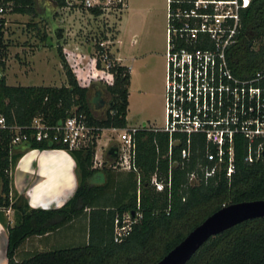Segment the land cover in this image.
<instances>
[{
    "label": "trees",
    "instance_id": "1",
    "mask_svg": "<svg viewBox=\"0 0 264 264\" xmlns=\"http://www.w3.org/2000/svg\"><path fill=\"white\" fill-rule=\"evenodd\" d=\"M14 13L39 17L36 0H11ZM61 9L65 0H51ZM92 15L99 12L91 10ZM35 30L41 47L49 39L37 24L28 23ZM102 37L89 39L96 53L95 68L107 69L103 91L109 97L107 111L96 117L89 101V89L81 87L76 76L66 64L60 45L57 55L67 80L66 85L8 86L0 78V116L6 120V129H0V211L10 209L14 224L0 217L7 232V264H156L195 227L207 217L229 204L264 200V160L253 164L245 162L246 142L237 137L234 148L235 170L231 178L225 174L206 183H189L188 174L203 156V141L193 145L190 162L180 160V146H174L168 156V136L147 128L134 135L135 167L140 175L141 219L133 224L127 238L119 244L113 242V223L117 215L136 210V191L131 198L112 209L93 207L101 191L92 187L88 179L94 169L97 147L95 137L103 130L128 128V87L130 70L121 66L111 54V48H101ZM93 41V42H92ZM114 41V40H113ZM9 42L0 40V54L7 57ZM232 73L239 78L251 77L264 68V0H251L241 13V28L237 43L227 53ZM4 66V63L1 64ZM82 115L93 128L94 138L87 147L68 151L76 164L78 186L73 196L59 209H31L22 195L12 192L11 171L26 149H62V145L31 142L14 154L11 127L26 129L33 119L39 118L47 126L64 122L69 117ZM198 151V152H196ZM169 180L170 185L156 192L150 185L152 175ZM89 209L88 238L84 245L57 249H24L34 237H44L65 225L85 209ZM186 264H264V218L245 221L211 237Z\"/></svg>",
    "mask_w": 264,
    "mask_h": 264
},
{
    "label": "built area",
    "instance_id": "2",
    "mask_svg": "<svg viewBox=\"0 0 264 264\" xmlns=\"http://www.w3.org/2000/svg\"><path fill=\"white\" fill-rule=\"evenodd\" d=\"M250 1L167 0L164 126L150 130L167 134L168 156H171L174 146L181 145L179 158L185 162L191 161L193 145L203 141V156L188 174L189 183H206L221 173L231 178L235 170L237 137L246 142L244 160L247 164L264 160V68L251 77L239 78L232 73L227 60V53L237 43L240 34L241 13L248 8ZM65 2L64 9L70 10L79 5L86 11L96 10L100 17L114 20H118L128 9V0ZM13 10V1L0 0V40L3 43L8 42L7 31L19 15ZM113 43L107 39L99 46L109 48ZM75 56L79 57L78 54ZM6 58L0 54V78L5 77ZM92 62L95 63V57H92ZM104 64L105 70H97L94 64V74L92 77L88 75L87 84L107 79L110 65ZM6 128V120L0 116V129ZM140 129L144 128L128 126L118 130L115 144L117 157L109 163L110 168L138 172L134 163V135ZM11 130L14 132L12 150L31 142H47L73 151L87 147L94 138L93 128L82 115L69 117L50 127L36 118L26 129L13 126ZM95 139L97 144L99 138ZM109 147L110 144L106 149ZM94 161L101 166L96 161V155ZM150 185L156 192H162L170 182L155 173ZM139 188L138 178L136 210L117 215L114 219L113 242L116 244L122 243L133 224L141 219Z\"/></svg>",
    "mask_w": 264,
    "mask_h": 264
},
{
    "label": "rangeland",
    "instance_id": "3",
    "mask_svg": "<svg viewBox=\"0 0 264 264\" xmlns=\"http://www.w3.org/2000/svg\"><path fill=\"white\" fill-rule=\"evenodd\" d=\"M36 1L38 2L39 17L34 19L27 15L19 14L7 31L6 40H8L9 45L5 81L8 86L59 87L65 85L63 82L67 83V80L61 65V58L58 57L56 52L58 44L62 49L61 53L68 67L78 81L82 85H86L88 83L87 80L94 74L95 63L92 62V57H96L89 39L96 38V40H101L102 37H106V39L113 41L117 37L118 23H121L119 38L122 43L120 52L125 59V64L129 65L133 80L129 88V126L136 127L139 124L138 122L142 121L147 122L149 126H155L154 128H162L164 126L166 0H128V9L118 20L107 16L95 17L90 11L82 9L79 5L72 7L70 10L61 8L54 12L52 17L41 18L40 15L52 10L55 5L48 0ZM28 23L37 24V27L48 35L49 39L42 47L39 39L35 37L36 31L28 28ZM54 27L64 30L63 37L58 44L52 31ZM148 38L153 39L154 43H156V39H159V41L163 40L159 52L160 62L158 63V70L162 69V77L160 84L159 79L157 80L151 95L145 94L146 89L150 87L151 76L145 73V70L142 71V66L139 62L131 60L139 44L142 41L145 42V39ZM114 47L115 41L113 45L109 46L111 52H114ZM88 48L92 50L89 55L87 54ZM76 54L79 57L75 56ZM89 84V86L94 85L102 92L104 81H89ZM103 94L107 107L109 97L106 93ZM89 95H92L91 89ZM92 109L96 117L100 118L103 116V114L97 112L96 107H93V105ZM109 134V131L103 132V138L106 139ZM117 134L115 133V136L107 139L108 145L116 144ZM100 149L101 145L97 146L99 153L101 152ZM105 150L107 149L105 148ZM103 159L105 165L108 166L105 154ZM193 184H197V182ZM11 212L13 213L12 210ZM14 220V214H12V221L8 220L10 225L14 224Z\"/></svg>",
    "mask_w": 264,
    "mask_h": 264
},
{
    "label": "crops",
    "instance_id": "4",
    "mask_svg": "<svg viewBox=\"0 0 264 264\" xmlns=\"http://www.w3.org/2000/svg\"><path fill=\"white\" fill-rule=\"evenodd\" d=\"M120 28L121 23H118L117 37L114 40V52H111V54H113L118 64L127 67L130 70L128 67L129 65L127 66L125 64V59L120 52V46L122 43L121 39L119 38V33H121ZM162 42L163 40L159 41V39H156V43L153 42V39H145V42L142 41V43L139 44L134 56L131 58L133 62H139L142 66V71L145 70V73L151 76V84L149 89H146L145 94L151 95V91L153 87H155L158 79L160 84L162 69L160 71L158 70V63L160 62L159 52ZM165 43H167V39L165 40ZM132 81V74L130 70L128 108L126 114L128 126L130 122L128 118L130 113L129 88L132 85ZM63 84L66 85V82H63ZM79 84L81 83L79 82ZM89 85L90 84H81L80 86L88 88L89 92L91 89L93 94V88L96 87L94 85ZM103 93L104 92L102 90V94ZM90 96L91 95H89V101ZM138 123L139 124L136 125V127L147 128L149 130L150 128L155 127L149 126L147 122L144 121ZM143 124H145V127H143ZM105 131H109L110 133L106 139L103 138V132ZM117 132L118 130L115 129H107L102 131L99 137L100 139H98L97 142V146L101 145V152L99 153L97 151V147L95 149L96 161L99 162L101 166H98V164L94 161V172L88 179L89 185L101 190L99 194L96 195V200L93 202L92 206L104 208L106 210L126 203L133 195V192L137 191V181L138 178L140 179V175L133 171L115 170L110 168L109 161L107 162L108 166L105 165L103 157L104 154H107V150H105L108 145L107 139H109L111 136H115V133L117 134ZM21 148L22 147L15 148L13 150L14 154H17L19 151H21ZM11 178L12 192L17 196L22 195L26 199L27 204L31 209H59L73 196L78 186L75 161L68 151L62 149L24 150L14 164V167L11 171ZM7 210L8 212L6 213ZM7 210L0 211V217H7L8 215V220L12 221L13 213L10 209ZM88 215L89 209L86 208L84 212L77 215L65 225L57 228L54 232L42 238L34 237L30 239L25 245L24 249L43 250L84 245L88 238ZM6 247L7 232L4 224L0 221V264H7Z\"/></svg>",
    "mask_w": 264,
    "mask_h": 264
},
{
    "label": "water",
    "instance_id": "5",
    "mask_svg": "<svg viewBox=\"0 0 264 264\" xmlns=\"http://www.w3.org/2000/svg\"><path fill=\"white\" fill-rule=\"evenodd\" d=\"M48 1L51 2V0ZM57 11V7H54L49 17H52L54 12ZM53 33L56 41L59 42L63 37L64 30L54 27ZM88 53H90V49H88ZM143 127H145V124H143ZM116 157L117 146L113 144L107 150L106 159L109 162H113ZM258 218H264V200L245 201L223 206L195 227L156 264H186L211 237L219 235L245 221Z\"/></svg>",
    "mask_w": 264,
    "mask_h": 264
},
{
    "label": "flooded vegetation",
    "instance_id": "6",
    "mask_svg": "<svg viewBox=\"0 0 264 264\" xmlns=\"http://www.w3.org/2000/svg\"><path fill=\"white\" fill-rule=\"evenodd\" d=\"M37 8H38V2H37ZM52 10H48L45 13H43V15H40L41 18H46L48 17ZM93 94L90 96V103L93 105V107H96L97 112H100L101 114H105V112L107 111V107H106V102L103 98V94L102 92L97 89V88H93Z\"/></svg>",
    "mask_w": 264,
    "mask_h": 264
}]
</instances>
